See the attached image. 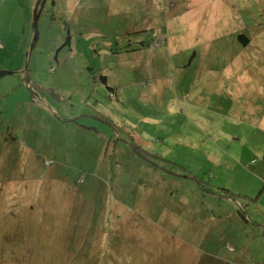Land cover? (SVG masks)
I'll list each match as a JSON object with an SVG mask.
<instances>
[{
  "label": "rangeland",
  "instance_id": "1",
  "mask_svg": "<svg viewBox=\"0 0 264 264\" xmlns=\"http://www.w3.org/2000/svg\"><path fill=\"white\" fill-rule=\"evenodd\" d=\"M38 1L0 0V264H264V0Z\"/></svg>",
  "mask_w": 264,
  "mask_h": 264
},
{
  "label": "crops",
  "instance_id": "2",
  "mask_svg": "<svg viewBox=\"0 0 264 264\" xmlns=\"http://www.w3.org/2000/svg\"><path fill=\"white\" fill-rule=\"evenodd\" d=\"M213 6H214V3H213ZM212 15V14H211ZM213 16H214V14H213ZM215 16H216V14H215ZM193 18L195 19L194 21H198V18H197V16L196 15H193ZM144 23V22H143ZM151 25V22H148L147 24H145V25H143V26H146V28H147V26H150ZM134 27H136L139 31L138 32H136V33H143L144 31H142V29L141 28H139L138 26H134ZM150 28H151V26H150ZM131 31L132 30H130V33H131ZM198 30L196 29L195 30V34L197 35L198 33ZM132 34H135V33H132ZM139 41H143V40H136V42H138L139 43ZM3 72H8V71H3ZM9 72H13V71H9ZM17 176H19V177H23V173H13V174H11V177H14L15 178V180H17L16 179V177ZM20 179V178H19ZM53 202H55V200H52Z\"/></svg>",
  "mask_w": 264,
  "mask_h": 264
},
{
  "label": "trees",
  "instance_id": "3",
  "mask_svg": "<svg viewBox=\"0 0 264 264\" xmlns=\"http://www.w3.org/2000/svg\"><path fill=\"white\" fill-rule=\"evenodd\" d=\"M240 37L244 40V43L246 44V45H251V43H253V38H247V37H245L244 35H240ZM144 41H142V43H143ZM8 206H9V210L11 211L12 209H14V206H18L19 208H26V205H24V204H20V203H17V202H13V201H11V202H9V204H8Z\"/></svg>",
  "mask_w": 264,
  "mask_h": 264
},
{
  "label": "bare ground",
  "instance_id": "4",
  "mask_svg": "<svg viewBox=\"0 0 264 264\" xmlns=\"http://www.w3.org/2000/svg\"><path fill=\"white\" fill-rule=\"evenodd\" d=\"M209 5L213 4V2L211 3L210 0H205ZM214 10L213 12L217 11V2L214 3Z\"/></svg>",
  "mask_w": 264,
  "mask_h": 264
},
{
  "label": "water",
  "instance_id": "5",
  "mask_svg": "<svg viewBox=\"0 0 264 264\" xmlns=\"http://www.w3.org/2000/svg\"><path fill=\"white\" fill-rule=\"evenodd\" d=\"M39 1H40V0H39ZM39 1H38L37 5H36L35 13L37 12V8H38Z\"/></svg>",
  "mask_w": 264,
  "mask_h": 264
}]
</instances>
